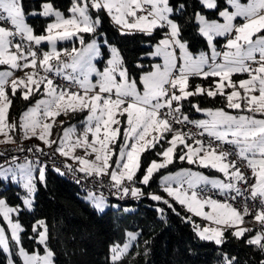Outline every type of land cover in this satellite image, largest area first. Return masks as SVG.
Returning a JSON list of instances; mask_svg holds the SVG:
<instances>
[{"label":"snow or ice","instance_id":"snow-or-ice-1","mask_svg":"<svg viewBox=\"0 0 264 264\" xmlns=\"http://www.w3.org/2000/svg\"><path fill=\"white\" fill-rule=\"evenodd\" d=\"M205 10L216 18L209 19ZM105 16L121 36L159 35L144 54L156 62L147 70L135 64L138 79L121 49L100 31ZM29 17L45 19L39 34ZM190 26L210 51L191 50L185 37ZM217 38H224L219 50ZM59 42L72 46L58 49ZM237 74L247 78L233 80ZM194 78L210 83H193ZM17 97L28 106L18 119L10 118ZM197 97H219L223 106L201 107ZM193 111L206 118H191ZM80 114L83 119L70 123ZM188 125L198 131L185 130ZM54 128L60 130L55 137ZM17 131L21 141L35 138L51 151L39 144L18 147L15 151L33 153L35 159L17 163L13 154L9 166L0 165V182L11 179L23 191L15 206L0 198V217L7 225V230L0 225V252L6 264H17L14 257L22 264H56L47 220L32 224L27 239L42 250L29 252L19 219L23 211L34 210L38 184L46 186L48 165L40 157L47 156L53 170L65 174L56 166V155L65 158L63 168L84 174L85 180L94 177L93 183L104 186L107 177L119 199L147 196L180 215L171 198L191 214L182 219L202 240L220 246L230 232L264 256V0H71L66 11L56 0H38L30 8L25 0H0V144H17ZM78 150L83 154L77 155ZM12 151H0V157ZM148 152L158 159L145 163L142 156ZM177 160L224 179L181 169L160 178L168 198L146 191L155 174ZM213 190L224 199L214 198ZM88 198L100 212L108 206L103 195L89 191ZM193 217L208 223L202 226ZM126 236L122 247H111V264H120L139 233ZM221 255L220 264H239L237 256Z\"/></svg>","mask_w":264,"mask_h":264},{"label":"trees","instance_id":"trees-1","mask_svg":"<svg viewBox=\"0 0 264 264\" xmlns=\"http://www.w3.org/2000/svg\"><path fill=\"white\" fill-rule=\"evenodd\" d=\"M38 0H25L26 8L35 5ZM223 3V0H218ZM61 10L69 7L71 0H56ZM191 9H189V12ZM209 19L216 18L209 10H205ZM28 23L31 24L37 34H39L45 25V19L42 17H29ZM100 31L106 33L109 42L115 44L121 49L122 55L130 69L131 75L139 78L140 70L135 67L139 61L145 66L156 62L153 58L147 57L146 53L152 49L150 44L159 39L157 34L154 38H149L143 34L121 36L116 28L111 24L109 18L105 16ZM185 37L189 40L190 48L194 52L209 50L206 41L200 37L193 27L185 29ZM217 48L224 43V38H217ZM78 45V43H77ZM62 49L70 48L71 42L59 43ZM141 56L144 58L141 60ZM246 74H237L233 80L245 79ZM193 83H203L207 86L210 81H202L194 78ZM201 107H221L223 106L218 97L216 101L203 99ZM28 106V102L19 97L13 99V105L10 109V118L18 119L22 111ZM235 112V110H228ZM84 114L77 115L70 120L83 119ZM191 118L201 119L205 116L201 113H190ZM63 117V116H61ZM64 120L67 118L63 117ZM67 126V123L66 125ZM60 130L53 129L54 137ZM19 139V131L13 133ZM34 142L33 139L28 140ZM166 146V145H165ZM147 158V159H145ZM158 159L154 152L145 153L142 160ZM75 166V165H74ZM181 167H192L203 170L209 175L222 176L211 169H205L198 164L189 165L186 162L176 161L169 165L167 169L160 170L155 174L150 187L146 191H156L161 195L165 193L160 189V177L164 173L175 171ZM140 175V173H138ZM143 187L142 185H137ZM23 191L18 184L9 181L0 182V195L6 198L11 205L20 204L18 194ZM83 192L74 181L66 178L54 171L46 170V186L38 184V191L35 196L34 210L23 211L19 217L21 224L26 229L22 233L24 247L31 252L34 249L42 250V246L34 241L27 239L32 235L31 226L37 219L44 218L50 226L51 239L49 241L51 248L56 253V264H111L110 249L113 245H123L127 241L126 233L133 231L139 233L133 246L120 262V264H220L222 253L226 252L230 256H237L239 264H258L264 256L251 246L243 243L242 240H236L226 232L227 242L217 246L213 242L202 240L194 232L190 223L182 219L183 216L191 215L171 198H168L180 215H176L171 209L161 202L152 201L147 196L140 199H128L125 201L109 200L118 202L121 205L117 208L110 207L103 212L95 209L90 202L85 200L80 194ZM124 204L131 205V210H125ZM163 208L164 212L157 211ZM197 223H203L199 217H193ZM147 241V243H145ZM17 264H22L18 257H14ZM0 264H6V254L0 252Z\"/></svg>","mask_w":264,"mask_h":264},{"label":"built area","instance_id":"built-area-1","mask_svg":"<svg viewBox=\"0 0 264 264\" xmlns=\"http://www.w3.org/2000/svg\"><path fill=\"white\" fill-rule=\"evenodd\" d=\"M45 50H47V46L45 45ZM17 75H22L21 72H17L16 73ZM59 79V78H57ZM194 119V118H193ZM188 128H191V130L193 132H197L198 130L195 129L192 125H188L187 128L185 130H187ZM21 135V133L19 132V136ZM206 139V137H205ZM36 143H33V142H30L28 140H23L21 141L20 139L17 140V144H1L0 145V151H4L6 149H10V150H13L12 152H9L8 156L6 157H0V165H4L5 167L6 166H9V162L11 161V157L12 155H16L18 157L17 159V163H22L24 162V158L25 157H28L29 159H35V155L33 153H29L27 151H15L18 147H23L25 149H27L28 147H31L32 145H34ZM41 147H45V146H41ZM45 151L46 152H50L51 150L50 149H47L45 147ZM41 161H45L47 162V170L49 169H53L52 168V163L53 161L52 160H49L47 156H42L40 157ZM65 158L63 157H60L59 155H56L54 157V160H55V163H56V166L57 167H60L62 169V171H64V176L72 181H74L76 183V185L85 193H89V191L93 192L95 195H103L105 197V199L107 200H115V201H125V200H128V199H135V198H131L130 196L129 197H126V198H123V199H119L117 198L116 196L112 195V192H114L115 190L114 189H110L108 187V180H107V177L104 178V186H101L97 183H93V181L95 180V178H89L88 180H85L83 179V175L82 173H71V172H68L67 169L63 168V163L62 161H64ZM67 163H70L69 160L66 161ZM222 179L223 176H221ZM80 180L79 183H77V180ZM216 192V190H213V194ZM214 198H218V199H221L223 200L224 197H220L218 195H215L214 194ZM255 214V212H253V215ZM245 220L246 221H249L251 220V217H245ZM245 227H253V228H257L258 225H255L254 223H246L244 225Z\"/></svg>","mask_w":264,"mask_h":264},{"label":"rangeland","instance_id":"rangeland-1","mask_svg":"<svg viewBox=\"0 0 264 264\" xmlns=\"http://www.w3.org/2000/svg\"><path fill=\"white\" fill-rule=\"evenodd\" d=\"M241 2L242 3H246L247 2V0H241ZM241 21L238 19L237 21H236V23H240ZM59 43H65V42H59ZM58 43V44H59ZM78 46V45H77ZM57 47H58V49H61L58 45H57ZM218 50H219V48H218ZM206 51H210V50H206ZM99 67H103V65L102 64H99L98 65ZM230 112H232V111H230ZM233 114H235V112H233ZM206 117H204V118H201V119H205ZM58 119H60V120H64V118L63 117H59ZM79 120H81V119H78V120H75L72 124H77L78 123V121ZM20 137V136H19ZM3 137H0V139H2ZM19 140V139H18ZM33 140H34V142L33 143H36V144H39L40 146H44L43 144H42V142H40V141H38L37 139H35V138H33ZM1 145V144H0ZM83 153L80 151V150H78L77 151V155H82ZM69 162L70 163H72V161H70L69 160ZM7 167V166H6ZM181 169H190L191 171H198V172H201V173H203V174H205V175H208L209 177H212V178H220V179H222L221 178V176H216V175H209V174H207V173H205L203 170H199V169H195V168H192V167H181V168H179V169H177V170H175V171H171V172H167V173H164L163 175H169V174H175L177 171H180ZM163 175H161V176H163ZM161 178V177H160ZM9 181H11V179H9V180H7V182H8V184H9ZM12 182V181H11ZM12 183H14V182H12ZM14 184H18V183H14ZM19 185V184H18ZM175 186V185H174ZM23 194V193H22ZM85 200H87L88 202H90L91 203V205L93 206V204H92V202H91V200L88 198V193H81L80 194ZM96 196H101V195H96ZM0 198H4V197H2L1 195H0ZM218 199V198H217ZM106 203H107V207L104 209V211L106 210V209H108V208H110V207H114V208H117V207H119L121 204L120 203H118V202H111V201H109V200H107L106 199ZM11 205V204H10ZM12 206H15V205H12ZM123 207L125 208V210H131L132 208H133V206H131V205H127V204H124L123 205ZM207 210V209H206ZM15 218V217H14ZM208 222H203L201 225L203 226L204 224H207ZM0 225H3L5 228H6V230H7V225L4 223V221H3V219H2V217H0ZM133 232V231H132ZM9 235H10V233H9ZM128 241H126L125 243H127ZM121 247L123 246V245H120ZM38 250V249H37Z\"/></svg>","mask_w":264,"mask_h":264}]
</instances>
